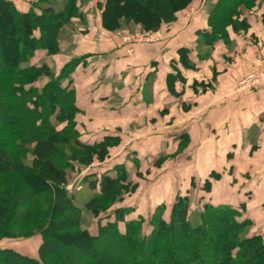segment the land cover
Segmentation results:
<instances>
[{
    "label": "trees",
    "instance_id": "1",
    "mask_svg": "<svg viewBox=\"0 0 264 264\" xmlns=\"http://www.w3.org/2000/svg\"><path fill=\"white\" fill-rule=\"evenodd\" d=\"M79 1L83 0H40L46 6H39L40 11L36 12L32 8L19 10L12 0H0V26L17 51L7 60L10 67L0 69V90L9 96L7 102L0 101V110L7 113L5 118H0V239L11 236L7 230L8 222L18 207L17 198L10 196L9 189L25 195L21 222L39 216L44 219V225L37 230L41 235L37 258L4 248L0 249V264L3 258L21 264H60L61 259L56 253L58 245L52 238L60 229H72L91 244L92 253L86 255L87 263L84 264H116L121 255L124 260L118 264H264L262 235L246 234L251 221L241 215L245 202L238 206L202 204L199 220L192 223L188 196L177 195L168 216L164 215L163 206L157 207L149 219L150 231L143 233L142 217L136 222L125 221V231L119 229L120 218L110 220L115 213L110 211L111 205L134 188L124 168L116 166L113 172L105 169L94 181L89 180V187L97 188V193L84 203L67 191L68 176L74 170L91 165L94 159L96 162L105 160L119 141L118 136L90 141L83 139V133L75 129L74 117L81 109L76 103L70 74L79 58L65 63L57 75L50 71L42 57L38 62H32L37 49L45 51L47 56L59 51L60 29L72 17L80 16ZM102 1L101 25L104 30L120 29L123 24L128 27L141 24L144 30L158 33L163 23L174 21L177 12L185 9L192 0ZM256 1L264 3V0H216L208 13V29L201 32L204 42L210 46L219 42L230 44L228 28L235 32L246 31L249 24L242 16V9L251 10ZM149 6L154 15L143 9ZM17 28L21 29L18 39L14 38ZM178 54L183 65L193 67L188 48H180ZM44 77L47 80L38 85ZM172 77L180 78V73L169 74L168 80ZM18 112L27 119L26 125L17 123ZM75 151H83L85 156L80 157ZM22 153L32 156L28 173L19 170ZM10 172L17 178H8L6 174ZM28 174L45 188L19 190L20 182ZM33 198L49 206V213L45 214L30 202ZM108 201V205L103 206ZM84 209L107 219V223L98 232L81 228ZM54 215L56 220H53ZM173 241L177 243L171 245ZM173 247L178 252L173 251Z\"/></svg>",
    "mask_w": 264,
    "mask_h": 264
},
{
    "label": "crops",
    "instance_id": "2",
    "mask_svg": "<svg viewBox=\"0 0 264 264\" xmlns=\"http://www.w3.org/2000/svg\"><path fill=\"white\" fill-rule=\"evenodd\" d=\"M215 1L192 0L174 21L152 32L155 41L133 44L118 35L126 34L127 26L104 30L101 9L89 4L76 19L79 28L73 20L61 27L68 40L65 51L59 42V51L48 58L56 71L79 58L70 77L79 115L88 116L91 125L84 126L83 139L119 137L104 160L112 162L105 169L124 168L148 211L160 206L169 211L177 195H187L191 207L193 201L229 204V195L239 199L250 190L264 194V88L235 91L238 77L257 64L260 57L255 56H264V3L258 11L243 12L246 31L228 28L230 44L210 46L201 32L208 29ZM202 45L206 51L200 50ZM182 47L189 49L193 67L180 61ZM237 48L245 54L234 53ZM224 70L228 74H221ZM176 71L180 78H169L168 87V75ZM252 169V183L242 192L241 180ZM218 173L225 184L211 180ZM207 181L208 189L202 188ZM201 192L208 197L201 198ZM135 211L141 215L142 208Z\"/></svg>",
    "mask_w": 264,
    "mask_h": 264
},
{
    "label": "rangeland",
    "instance_id": "3",
    "mask_svg": "<svg viewBox=\"0 0 264 264\" xmlns=\"http://www.w3.org/2000/svg\"><path fill=\"white\" fill-rule=\"evenodd\" d=\"M12 2L15 4V6L19 9V10H29V9H33L36 12H39V6H46L45 3L40 2V0H12ZM91 4L93 7L97 8L98 10L102 9L104 6V3L102 0H83V1H79L77 2V6H78V11L80 13V16L77 17H72L70 20H73L76 24L75 26H77V28H79L81 26V24L79 23V21L76 19L81 18L82 17V13L86 11L87 6ZM143 4V3H141ZM115 5H117V3L115 2ZM261 3H259L258 1L255 2V4L251 7V9L253 11H258L259 7H260ZM91 6V7H92ZM143 7V6H142ZM60 7H56V10H60ZM151 7H147V8H143L146 9V12L151 13V15H154V12H151L149 9ZM153 9V8H152ZM149 10V11H147ZM245 10L242 9V12H244ZM243 16V13H242ZM264 16V13H263ZM154 18V17H153ZM68 23V22H67ZM66 24V23H65ZM64 24V25H65ZM138 28L135 30H129L130 27H128L129 29H127L126 31H128L127 33H133V32H149L148 30H144L141 26V24H137L135 25ZM132 27V26H131ZM76 28V30H77ZM74 30V29H73ZM116 31H123L121 29H116ZM60 36L58 37V46H59V42H60V47L63 51H65V47L68 44V40L66 37V32L65 31H61L59 32ZM154 33V32H153ZM21 34V29L17 28L14 34V38L18 39L19 35ZM200 50L206 51V47L205 45L200 46ZM16 46L11 42V40H8L7 38V34L6 31L3 27L0 26V69H4L5 67L9 68V62H7L8 58L12 59L16 53ZM258 52V51H257ZM236 54L238 55H244L245 52L239 48H237L235 50ZM44 54V56L47 57V55H45V51L41 50V49H37L35 52V55L32 58V62L36 63V61L38 62V60L40 59V57ZM259 54V52H258ZM53 55V54H52ZM234 61L236 60L234 56H232ZM260 57V58H259ZM264 56H255L258 62L257 64L254 66L253 70L255 69V67L258 65L259 60L261 58H263ZM50 58V56H48L46 59L45 57H42L41 60H45L47 65L49 66L50 71L54 74L57 75L61 68L56 71L54 68V62ZM237 61V60H236ZM235 68H237L238 70H240L242 68V66H238L237 63H235ZM73 69V68H72ZM252 70V71H253ZM224 72L227 73V70H224L223 72H221V74H223ZM224 73V74H226ZM228 74V73H227ZM246 76V75H245ZM242 76L241 78L238 77L237 81H236V87H235V91L239 92L236 90L239 81L245 77ZM47 77L41 78L40 81L37 82L38 85H42L43 82H45V80ZM258 89H262V88H258ZM255 90V89H254ZM252 91V90H251ZM242 92H249V91H242ZM9 99V96L6 94V92L0 90V101L2 103L7 102ZM18 120L17 123H20L21 126L26 125V118H23V115L18 112ZM7 113H4L0 110V118L2 117H6ZM88 116H82V115H76L74 117L75 120V129L77 132H83L84 126H86L88 129L89 127H91V125L89 124L88 120H87ZM23 119V120H22ZM61 128V127H59ZM98 137H92V138H87V140H97ZM67 151H73L70 149H66ZM76 155L80 156V157H84L85 153L83 151H75ZM21 161H20V171L22 173H28L30 170V163L32 161V156L30 153H22L21 156ZM93 163H91V165H86V166H79L80 168L77 170H74L69 176H68V181L67 184L65 186V188L67 189L68 192H70L71 194L75 195L76 200L79 201L80 203H84L92 194L97 193V188L95 189H91L89 187V180L90 181H94L95 178H98L99 174L101 172H103L105 170V168L107 166H111V161H100V162H96V160L94 159L92 161ZM114 168V167H113ZM25 169V170H24ZM23 170V171H22ZM254 174V169H252L251 171H248L244 174V178L243 180V188H241L240 190L243 192V190L245 188H247V185L252 183V181L250 182V180L253 178L252 175ZM6 176L9 178H11L12 180H14L15 178H17L16 174L13 173H8L6 174ZM217 177V178H213V177ZM212 177L211 180H218V183H220L221 185L226 183V179L221 177V175L218 173V175H213L210 176ZM128 179H130V176H128ZM133 179H135V177H133ZM206 180V179H205ZM213 180V181H214ZM23 181V180H22ZM239 180H232V183L234 184H238ZM14 182V181H13ZM130 183L132 184L131 180ZM231 183V184H232ZM134 185V184H132ZM202 188H206L208 189V186L210 185V181H207V183H203L202 184ZM14 187V186H13ZM45 188V186H41L40 184H38V182H35V180L29 176L24 177V181L20 182V189H33L35 191H40L43 190ZM136 186L134 185V188L127 194H125L124 198L122 200L117 201L116 203H113L110 207V211L115 212L114 214L111 215L110 220H116V218H120L118 219V226L119 229L121 231H125V226H124V222H129V221H133L136 222L138 221L139 217H142V225H141V232H147L150 231L151 227H150V218L151 216L155 213V210L152 211H148V207L145 203H141L140 202V198H144L141 194L136 193ZM13 192V191H12ZM10 192L9 189V193L10 196L13 198L14 196L17 198L16 199V204L18 205V207L16 209H14V211L12 212V215L9 218V222H8V228L7 230H10L11 236L10 237H2L0 239V249H4V248H9L12 249L18 253H21L23 255H27L33 258H37V248L39 243L41 242V235L39 232H37V230H39L40 228H42V226L44 225V219L43 217L39 216L38 218L32 219V220H28V221H24L21 222L19 218H21V216L23 215L22 213L24 212V208L26 206L25 204V195L21 194L20 195L17 193V191H14L13 193ZM200 195L201 198L205 199L208 197V194L201 192ZM228 197H230V205L232 206H238L241 201V198L243 200L244 198V202L246 204V206H244V208L242 209L241 215L242 218H247L251 221L250 226H248V229L246 230V234L247 235H251L253 233H260L262 235V239L264 241V194H258V195H254L252 194V191H246L244 195L240 196V198L238 199L236 195H229ZM237 198V199H235ZM30 202L34 203L35 206L40 209L42 212H45V214L49 213L50 207L44 205L41 201H39L40 203H38V201L33 198L32 200H30ZM29 202V204H30ZM200 202V201H199ZM204 202V201H203ZM108 202L103 203V206L108 205ZM193 205L191 206V212H192V218L191 221L192 223H196L199 220V214H200V209L202 206V203H195V201L192 202ZM28 204V205H29ZM218 205H223V204H218ZM139 206L140 208H142V212L141 215H137L136 211H135V207ZM163 210V209H162ZM109 212V211H108ZM164 215L168 216L169 211L168 210H163ZM56 215L53 216V220H56ZM32 222V224H31ZM35 223V225H34ZM107 223V219H104L102 217L99 216H94L90 211H87L86 209H84L81 213V228H85L90 232H98L99 228L104 226ZM72 229H60L58 230L54 236H52V238L57 242L58 248L56 250L57 256L61 259L60 260V264H84L87 263V260L85 259L86 255H90L92 253L91 250V244L88 243V241H86V239H84V237H81L79 235H77L76 233H74L73 231H71ZM178 240V239H177ZM103 242V246L106 245V243ZM175 243H177L176 241L171 242V245H174ZM104 248V247H103ZM106 248H104L105 250ZM173 251H177L178 250L176 248H172ZM164 254V251H162ZM124 254V251L123 253ZM168 258V257H167ZM122 260H124V255H121L119 257H117V262L116 264H118L119 262H121ZM119 261V262H118ZM84 262V263H83ZM2 264H21L18 261L15 260H10L8 258H3L2 260Z\"/></svg>",
    "mask_w": 264,
    "mask_h": 264
},
{
    "label": "built area",
    "instance_id": "4",
    "mask_svg": "<svg viewBox=\"0 0 264 264\" xmlns=\"http://www.w3.org/2000/svg\"><path fill=\"white\" fill-rule=\"evenodd\" d=\"M118 33V32H117ZM124 41L128 43L153 42L157 37L152 32H131L120 34ZM258 88H264V57L259 60L255 69L243 77L236 88L237 91H251Z\"/></svg>",
    "mask_w": 264,
    "mask_h": 264
}]
</instances>
